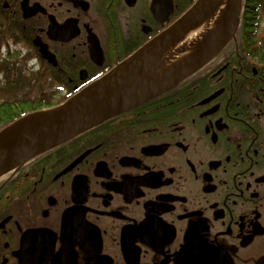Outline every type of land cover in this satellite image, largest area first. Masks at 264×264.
<instances>
[{
  "label": "flooded vegetation",
  "instance_id": "flooded-vegetation-1",
  "mask_svg": "<svg viewBox=\"0 0 264 264\" xmlns=\"http://www.w3.org/2000/svg\"><path fill=\"white\" fill-rule=\"evenodd\" d=\"M196 1L0 0V59L83 89ZM237 37L171 89L1 177L0 264H178L189 246L257 264L264 80L229 79L248 73L230 66Z\"/></svg>",
  "mask_w": 264,
  "mask_h": 264
},
{
  "label": "water",
  "instance_id": "water-1",
  "mask_svg": "<svg viewBox=\"0 0 264 264\" xmlns=\"http://www.w3.org/2000/svg\"><path fill=\"white\" fill-rule=\"evenodd\" d=\"M220 1L197 0L170 28L146 43L107 74L92 81L75 93L64 103L54 108L26 114L1 129L0 178L20 168L35 155L52 149L60 142L66 141L112 116L162 94L213 61L235 37L241 24L245 0H230L229 11L220 31L211 37L206 48L198 56L173 76L160 82L151 90L130 98L122 104L114 105L108 102L118 91L128 87L145 65L201 21ZM41 50L45 55L50 54L46 47H42ZM97 108H102L104 111L84 122L69 134L61 137L55 143L36 152L30 150V146L39 136L44 135L49 130H54L60 125L81 118ZM20 158H24L23 161L17 166H12ZM192 261L202 264H230L222 256L221 251L210 247H203L202 250L199 246L187 247L182 252L178 264ZM257 264H264V257Z\"/></svg>",
  "mask_w": 264,
  "mask_h": 264
},
{
  "label": "bare ground",
  "instance_id": "bare-ground-1",
  "mask_svg": "<svg viewBox=\"0 0 264 264\" xmlns=\"http://www.w3.org/2000/svg\"><path fill=\"white\" fill-rule=\"evenodd\" d=\"M229 3L230 0H221L201 21L145 65L131 84L118 91L108 102L119 105L130 98L143 94L160 82L167 80L191 62L206 48L211 37L220 31L229 11ZM103 111L102 108H97L81 118L60 125L54 130L47 131L32 143L30 150L36 152L55 143L58 139L69 134ZM23 159H17L12 166L19 165Z\"/></svg>",
  "mask_w": 264,
  "mask_h": 264
},
{
  "label": "trees",
  "instance_id": "trees-1",
  "mask_svg": "<svg viewBox=\"0 0 264 264\" xmlns=\"http://www.w3.org/2000/svg\"><path fill=\"white\" fill-rule=\"evenodd\" d=\"M264 0H245L243 3L241 24L237 31L239 37L233 43L230 51L229 60L230 66L243 67L246 74H239L235 70V74L229 73V79L237 80H264V32H259V19L261 17L260 11L263 9ZM227 61V60H226ZM12 65L13 69L10 67ZM255 67L258 73L255 75L252 72V68ZM21 71V67L17 61L9 64L7 61L0 59V74L5 78V86L3 89L15 87L17 80H25V77L17 78L15 74ZM39 81V80H31ZM69 90L68 97H71L77 90L81 89L84 85L78 86L76 90L73 89V85L68 80H52ZM92 81V80H90ZM5 87V88H4ZM63 87V86H62ZM64 88V87H63ZM8 90V89H7ZM67 97V98H68ZM67 98L65 100H67ZM60 103H51L47 98L36 95V97L28 99H7L0 102V130L9 125L16 119L29 114L31 112L47 109L57 106ZM3 176L1 179H3Z\"/></svg>",
  "mask_w": 264,
  "mask_h": 264
},
{
  "label": "rangeland",
  "instance_id": "rangeland-1",
  "mask_svg": "<svg viewBox=\"0 0 264 264\" xmlns=\"http://www.w3.org/2000/svg\"><path fill=\"white\" fill-rule=\"evenodd\" d=\"M260 15L261 17L259 19V32H264V2H263V9H261L260 11ZM17 49L20 51V53L26 52L25 49H23V52L21 51V48L17 47ZM20 60L22 61L21 56L20 57L12 56L9 57L7 63L8 64L10 62L13 63L14 61L19 62ZM10 67L13 69L12 65ZM25 67L22 66L21 71L15 74L17 78L25 77V80H20V81L17 80L18 81L17 85L14 84L15 87L7 88L8 90L2 88L3 85L5 86L6 81H3L5 80L4 76L0 74V102L7 99L24 100V99L36 97L37 94L41 95V97L43 98L49 99L51 103H62L65 101V99L68 97L69 90L65 88L64 85H61L52 80L31 81V80H36L33 79L34 76L36 75V72L35 70H30V68L28 67L25 68Z\"/></svg>",
  "mask_w": 264,
  "mask_h": 264
}]
</instances>
